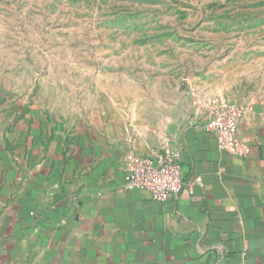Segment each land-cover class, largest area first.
Instances as JSON below:
<instances>
[{
  "label": "crops",
  "instance_id": "obj_1",
  "mask_svg": "<svg viewBox=\"0 0 264 264\" xmlns=\"http://www.w3.org/2000/svg\"><path fill=\"white\" fill-rule=\"evenodd\" d=\"M209 84L178 118L133 113L132 133L124 107L61 97L1 120L0 264H264V90ZM218 97L244 111L247 159L204 131ZM166 145L181 152L185 180L203 188L166 203L126 189L131 156Z\"/></svg>",
  "mask_w": 264,
  "mask_h": 264
},
{
  "label": "rangeland",
  "instance_id": "obj_2",
  "mask_svg": "<svg viewBox=\"0 0 264 264\" xmlns=\"http://www.w3.org/2000/svg\"><path fill=\"white\" fill-rule=\"evenodd\" d=\"M215 80L264 90V0H0V121L61 97L132 133Z\"/></svg>",
  "mask_w": 264,
  "mask_h": 264
},
{
  "label": "built area",
  "instance_id": "obj_3",
  "mask_svg": "<svg viewBox=\"0 0 264 264\" xmlns=\"http://www.w3.org/2000/svg\"><path fill=\"white\" fill-rule=\"evenodd\" d=\"M243 119L241 108L222 98H212L203 128L207 134L216 137L222 152L247 159L252 147L240 138ZM124 186L128 190L146 191L155 201L166 203L183 194L195 196L204 185L200 179L185 180L181 152L166 145L159 153L131 156L126 166Z\"/></svg>",
  "mask_w": 264,
  "mask_h": 264
}]
</instances>
